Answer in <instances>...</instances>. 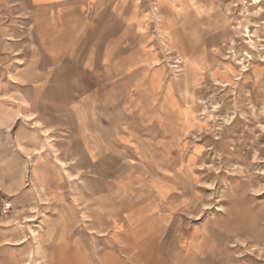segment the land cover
I'll return each instance as SVG.
<instances>
[{
    "label": "rangeland",
    "instance_id": "374dc122",
    "mask_svg": "<svg viewBox=\"0 0 264 264\" xmlns=\"http://www.w3.org/2000/svg\"><path fill=\"white\" fill-rule=\"evenodd\" d=\"M187 3L139 0L142 46L153 53L168 94L172 85L183 116L170 153H159L149 177L171 182L169 195L138 191L130 213L119 197L121 214L111 213L97 230L91 222L99 217L85 210L83 177L71 184L64 172L56 193L40 188L28 167L15 194L21 201L0 225L1 261L264 264V0ZM188 11L198 40L184 33ZM156 214L165 215L162 225Z\"/></svg>",
    "mask_w": 264,
    "mask_h": 264
},
{
    "label": "crops",
    "instance_id": "0c3cea01",
    "mask_svg": "<svg viewBox=\"0 0 264 264\" xmlns=\"http://www.w3.org/2000/svg\"><path fill=\"white\" fill-rule=\"evenodd\" d=\"M139 8V0H0V182L13 210L28 167L40 188L56 193L64 172L71 184L83 177L97 230L117 213L119 197L130 213L138 191L169 195L171 182L149 177L183 116L142 46ZM188 13L184 33L198 40ZM154 216L162 225L165 215ZM0 264L22 259L0 257Z\"/></svg>",
    "mask_w": 264,
    "mask_h": 264
},
{
    "label": "built area",
    "instance_id": "2783aa9c",
    "mask_svg": "<svg viewBox=\"0 0 264 264\" xmlns=\"http://www.w3.org/2000/svg\"><path fill=\"white\" fill-rule=\"evenodd\" d=\"M12 210V197L4 191L0 182V225L9 218Z\"/></svg>",
    "mask_w": 264,
    "mask_h": 264
},
{
    "label": "bare ground",
    "instance_id": "6f19581e",
    "mask_svg": "<svg viewBox=\"0 0 264 264\" xmlns=\"http://www.w3.org/2000/svg\"><path fill=\"white\" fill-rule=\"evenodd\" d=\"M190 2H191V0H190ZM200 12V11H199ZM180 28V27H179ZM163 29V28H162ZM178 30V29H177ZM172 32V31H171ZM174 32V31H173ZM178 32V31H177ZM167 34V33H166ZM176 34V33H175ZM178 34V33H177ZM176 34V35H177ZM173 35V34H172ZM189 59V58H188ZM189 66V65H188ZM187 75H188V73H187ZM186 78V77H185ZM189 82V81H188Z\"/></svg>",
    "mask_w": 264,
    "mask_h": 264
}]
</instances>
